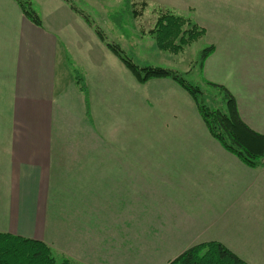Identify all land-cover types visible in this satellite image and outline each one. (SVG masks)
Returning a JSON list of instances; mask_svg holds the SVG:
<instances>
[{"label": "crops", "instance_id": "1", "mask_svg": "<svg viewBox=\"0 0 264 264\" xmlns=\"http://www.w3.org/2000/svg\"><path fill=\"white\" fill-rule=\"evenodd\" d=\"M151 1L194 9L214 45L201 80L264 135V0ZM37 13L0 0V232L82 264H167L213 240L264 264V166L213 138L178 83L138 82L65 0Z\"/></svg>", "mask_w": 264, "mask_h": 264}, {"label": "trees", "instance_id": "2", "mask_svg": "<svg viewBox=\"0 0 264 264\" xmlns=\"http://www.w3.org/2000/svg\"><path fill=\"white\" fill-rule=\"evenodd\" d=\"M69 6L83 15L69 0ZM22 12L32 22L39 24L40 18L30 6L29 0H17ZM127 8L133 14H140L146 3L126 0ZM129 4V5H128ZM154 26L150 30L155 34L156 48L162 51L178 53L185 46L203 37L205 30L189 18L160 6L156 10ZM89 24V22H87ZM100 36V33H98ZM107 45L126 64L133 76L140 83L150 78L168 77L183 87L193 98L209 134L227 151L235 155L243 164L253 169L264 166V135L251 129L239 114L235 97L221 84L204 80L206 86L216 90L217 97L204 93L199 84H192L176 71L168 68L139 65L131 57H124L123 51L115 44ZM214 45H208L201 51L199 70L205 59L213 52ZM81 72L74 69V81L79 89L85 91ZM224 104V106H222ZM52 248L42 240L23 237L8 232H0V264H82L69 256L61 255L59 262L53 255ZM56 254V253H55ZM167 264H250L219 241H206L195 244Z\"/></svg>", "mask_w": 264, "mask_h": 264}, {"label": "rangeland", "instance_id": "3", "mask_svg": "<svg viewBox=\"0 0 264 264\" xmlns=\"http://www.w3.org/2000/svg\"><path fill=\"white\" fill-rule=\"evenodd\" d=\"M29 1L31 8L37 13V0ZM69 1L74 4L83 15L87 16L88 19H85L84 17L83 19L85 25H88L89 30L97 35L100 33V39L110 42L111 44H115L118 49L123 51L124 57H131L133 61L139 65H151L168 68L172 71L174 70L192 84L199 82V86L204 93H209L210 95L217 97L216 90L205 85L204 81L201 80V74L199 72L201 51L208 45H212L206 42L204 38L205 34L203 37L198 38L188 46H185L178 53H173L170 50L162 51L156 48L155 34L154 32L150 31L154 26L155 18L157 16L156 10L158 7H160V5L153 3L151 0H144L146 6L144 8L141 7L142 11L138 15L134 13L132 14L130 12L129 8L125 6L124 0ZM132 1L137 2L141 0ZM172 8L173 9H170L172 12L185 18H189L193 23L195 22L200 27H202L206 33V28L194 20V9L191 6H189L187 9L175 7ZM133 17H136L134 20L135 24L132 23ZM87 22H89V24ZM116 24H119V26ZM150 26H152V28ZM215 30L214 40L217 41L218 39L221 44H224L226 42L225 39L223 37H217V34L220 32V30H218L217 27ZM138 37L139 39L143 37V40L140 39V41H138ZM150 45H153V48H150ZM107 47L109 48L108 45ZM111 51L116 55L113 50ZM119 60L122 61L121 59ZM122 63L126 66L123 61ZM74 69L77 68L74 66ZM77 70L79 72L82 71L81 69ZM222 106H224V104H222ZM141 235L142 233H139V236ZM254 239H257L256 241L261 242V234L259 233V236H256ZM248 249L249 248H247V251ZM239 250L244 253L246 249L245 247H240ZM53 255L55 256L56 261L59 262V257H61V255L58 253H54ZM151 257V260H157L154 255H151Z\"/></svg>", "mask_w": 264, "mask_h": 264}]
</instances>
